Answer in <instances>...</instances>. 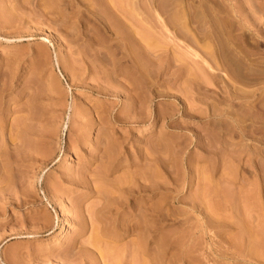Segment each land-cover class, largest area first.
Here are the masks:
<instances>
[{
	"label": "rangeland",
	"instance_id": "1",
	"mask_svg": "<svg viewBox=\"0 0 264 264\" xmlns=\"http://www.w3.org/2000/svg\"><path fill=\"white\" fill-rule=\"evenodd\" d=\"M87 1L0 0V264H140L147 259L154 260L149 264H162V260L168 264L175 250L162 249L157 244L167 229L170 233L189 235V240L187 236L182 239L184 246L203 245L200 254L203 264H206L204 254L213 260L212 255H216L219 264H252L245 256L249 251L241 238L240 227L241 223L252 224L255 227L251 226V230L257 231L259 226L260 234L264 233V129L253 132L257 123L245 114L257 100L255 96L243 97L241 102L236 100L239 105L233 109L240 108L238 112L242 114L232 124L225 121L224 126L231 130L217 134L218 138L212 130L214 122L203 114L211 112L210 107H228L216 100L223 84L213 81L205 84L209 88L206 92L193 88L194 93L190 94L185 89L190 90L186 87L191 75L188 71L176 77L171 75L174 65L156 69L163 57L172 56L175 44L166 41L171 36V26L159 31L162 23L174 13L171 17H175L177 24L188 21L193 26V14L200 1L106 0L109 7L114 6L112 9L115 5L120 7L118 13L125 10V15L121 13L126 17L124 20L121 16L123 23L168 44L167 48L172 47L166 52L159 47L151 50L155 55H150L152 73L147 81L141 77L134 79L128 58H123L116 48L115 27L95 17L94 3L91 6ZM251 3V0H234L233 5L253 12ZM257 14L249 15L252 22H248V28L262 33L263 22L255 20L263 16V21L264 14ZM202 15L207 21V12ZM177 36V41H184V36ZM259 48L262 49L259 53L264 54V43ZM177 51L183 57L184 50ZM151 56L153 59L155 56V61ZM193 58L202 60L197 54ZM190 66L194 70L197 65ZM262 84L258 86L263 87ZM247 87L250 90L249 87L256 85L244 89ZM174 93L180 95L178 104L170 97ZM192 104L197 110L190 109L194 107ZM17 144L22 146L18 148ZM163 146L168 148L166 156L171 154L175 167L173 162L165 167L168 162L161 165L155 161L159 156L167 160ZM111 158H117L119 163L113 169L109 167ZM213 162H216L215 170L211 169ZM157 165L162 170L154 181L153 191L138 189L127 201L121 199V205L110 199L114 198L112 192L118 191V186L112 184L114 180L123 181L127 175L126 179H130L132 169L141 171L144 166L156 170ZM169 168L176 175L172 176ZM99 171L105 172L104 183L102 179L101 183L98 181ZM108 185L116 189L111 192ZM212 188L215 190L209 193ZM98 191L102 194L106 191L105 197ZM101 206L103 210L98 212ZM147 209L153 212L154 233L158 235L149 243L152 252L142 254L144 259L137 256V263L131 257L132 242L137 236L120 234L134 225ZM162 216L167 218L163 224ZM154 248L162 250L160 256Z\"/></svg>",
	"mask_w": 264,
	"mask_h": 264
},
{
	"label": "bare ground",
	"instance_id": "2",
	"mask_svg": "<svg viewBox=\"0 0 264 264\" xmlns=\"http://www.w3.org/2000/svg\"><path fill=\"white\" fill-rule=\"evenodd\" d=\"M87 1V0H86ZM109 1V0H107ZM106 0H89L90 4L91 2L94 3L93 4V9L91 7V9L93 10V13H95V17H98L100 20L102 21H106L108 24H110L109 26L111 28L115 27V30L113 28V31H115V34L117 35V39H118V46L116 47L117 49L120 50V52H122V57L127 59L128 58V62L130 65V69H131V73L134 76L135 80H138L140 77L143 78L142 80H148L150 79V74L152 73V71H150L149 69H151L149 67V64L151 63L150 60V55H155L154 52L152 53L151 50L153 49H157L159 48H164V52L171 50V48H167L168 44L165 46L159 39L156 40L155 38H153V36L149 37V35H147L145 32H138L136 29H133V25L132 27L130 26V24L128 25L127 23H123L121 20V13L123 12L125 15V10L121 13H118L119 11H121L119 8L116 7L117 9H112L114 6H110L107 4ZM200 1V6L198 7V9H196L194 11V25L192 26L190 23L192 22H188L186 18H184L183 16L179 17V18H184L186 19L187 22L183 21L181 23L180 19L178 21H180V26L175 22V17H171L174 15H169V20L165 21L164 23H162V26H158L160 27V30L162 32V29L164 30V28L167 26H171L174 29H172L171 27L169 28V30H171V36L169 35V37L167 38L168 43L170 44V42H173L175 44H173L172 46H174V48L171 50L172 52V56L169 55L163 57L162 61H161V65H155L156 69H159L162 65H165L167 68L172 67L173 65L176 67L174 72H172L171 75H175L176 77H180L181 74H183V72L185 73V71H188L189 74V78H188V85L186 87H190V90L188 88H185L186 91H190L189 93L191 94V92H193L192 90L198 91V92H206L209 88L205 85V84H211V82L213 81H218L219 83L223 84V91L221 94H218L219 97H217V101L218 103L225 104L228 107H221L219 108L218 106L210 107L212 108L211 112H204L203 115L208 116V120H210L211 122H214L215 126L212 129L213 133H215V136L221 135V133H228L230 132V128H227L226 126H224V122L228 121V122H232V120H236L237 118L240 117V115L242 114L241 112H238L240 108H238L237 110H234L233 106H236L238 103V101H240L241 98L243 97H248V96H255V101L257 100V102L252 105V107L250 108V110H246L245 114H247L246 116H248V118L250 117V119H252V121L256 124V127L254 129L253 132H257V130H263L264 129V125H263V121H264V86L260 87L258 86L260 83L262 85H264V54H260L259 53V46L263 45V40L264 39V31L262 30L260 32H257V30H255L256 33H254L253 31L249 30V23L248 22H252L251 20L249 21L248 18L249 15L256 13V15H258L257 13L262 12L264 14V0H251V6L254 7V11L253 12H245V9L243 7H235V5H233L234 0H199ZM88 2V1H87ZM224 2L226 3V6L223 5ZM183 3V2H182ZM182 5V4H181ZM92 6V4H91ZM118 6V5H117ZM180 6V5H179ZM178 6V7H179ZM112 7V8H111ZM181 7V6H180ZM256 8V9H255ZM180 10V8H177ZM251 9V8H250ZM116 10V11H114ZM174 10V9H173ZM178 10V12H179ZM183 11V10H180ZM168 12V10H167ZM177 12V13H178ZM186 13V11H184ZM208 14V20L206 21L205 19H203V15L202 14ZM127 13V12H126ZM184 13V14H185ZM247 13V14H246ZM250 13V14H249ZM170 14V13H169ZM179 14H181L179 12ZM182 13V15H184ZM128 15V14H127ZM177 15V14H176ZM186 15V14H185ZM202 15V17H201ZM262 15V14H261ZM260 15V17H261ZM205 16V15H204ZM123 17V16H122ZM177 17V16H176ZM206 17V16H205ZM263 17V16H262ZM259 18L257 17V19L255 21H257L258 23H262L264 24V20L261 21L263 18ZM125 16L122 18L125 20ZM202 18V20H201ZM175 19V20H174ZM207 19V18H206ZM127 20V19H126ZM198 21V23H197ZM255 21H253V23H255ZM125 22V21H124ZM185 22V23H184ZM128 23H130L128 21ZM195 23L197 24L195 26ZM256 23V24H258ZM105 24V23H104ZM113 24V25H112ZM255 25V24H254ZM251 26V23H250ZM254 27V26H251ZM256 27V26H255ZM110 28V29H111ZM257 28V27H256ZM159 29V28H158ZM194 29V30H193ZM260 30V29H259ZM194 31V33H193ZM159 32V33H161ZM263 34V35H262ZM177 35L182 36L181 38H183L184 36V41L183 44H181L182 42L180 40L177 41L178 37ZM170 38V39H169ZM175 38L176 41L175 42ZM186 38V39H185ZM180 39V38H179ZM182 40V39H181ZM187 40V41H186ZM180 41V42H179ZM186 41V42H185ZM179 42V43H178ZM187 42H190L187 43ZM176 45V47H175ZM194 46V47H193ZM182 47H186V50L183 49ZM158 48V49H159ZM182 48V49H181ZM198 48V49H197ZM181 49V50H180ZM200 49V51H199ZM182 51V53L184 54L183 57L186 56V54L188 55L185 58H190L191 61H187V59L185 60V58L182 57V55L178 54V51ZM262 50V49H260ZM264 50V49H263ZM158 52V51H157ZM262 52V51H261ZM159 53V52H158ZM157 53V54H158ZM186 53V54H185ZM156 54V55H157ZM194 54H197L201 57V61H197L194 60L193 56ZM159 56H156V58ZM168 57V58H167ZM121 58V57H120ZM152 58V56H151ZM122 59V58H121ZM153 59V58H152ZM155 59V56H154ZM153 59V60H154ZM160 59L158 58L157 61H159ZM261 60V61H260ZM126 61V60H125ZM155 61V60H154ZM158 63V62H157ZM190 65H197L194 70ZM155 67H153L155 69ZM159 67V68H158ZM155 69V70H156ZM188 72H187V76H188ZM191 72V73H190ZM136 73L139 74L136 75ZM155 74V72H153ZM158 73V72H157ZM135 74V75H134ZM158 75V74H157ZM170 75V76H171ZM186 77V76H185ZM175 78V77H174ZM177 79V78H175ZM245 84V86H254L256 85V87H249L250 90L248 89V87L246 89H244V85L241 86H236L235 84ZM235 83V84H233ZM136 84V83H135ZM237 84V85H238ZM186 85V84H185ZM233 85H235L233 87ZM221 87V88H222ZM184 88V87H183ZM195 88V89H193ZM179 91V90H178ZM184 91V90H183ZM187 91V92H188ZM183 93V92H182ZM194 93V92H193ZM213 93V92H212ZM187 94V93H186ZM136 95V94H135ZM199 95V94H198ZM211 95V94H209ZM214 95V94H212ZM168 96V95H167ZM170 96V95H169ZM168 96V97H169ZM186 95H183V97ZM189 96V95H188ZM215 96L213 98H215ZM173 98L172 101H174L175 103H177L176 101L179 100L180 95L179 94H171V96ZM187 97V96H186ZM211 97V96H210ZM207 98V97H206ZM252 98V97H251ZM181 99V98H180ZM237 100V102H236ZM244 100V99H243ZM207 101V99L205 100ZM214 101V100H212ZM242 101V100H241ZM240 101V102H241ZM249 101V100H248ZM247 101V102H248ZM253 101V100H252ZM173 102V103H174ZM209 102V100L207 101ZM224 102V103H223ZM191 103V102H190ZM216 103V102H215ZM178 104V103H177ZM185 104V103H184ZM176 105V104H175ZM193 105V104H192ZM195 105V104H194ZM193 105V106H194ZM213 105V104H212ZM210 105V106H212ZM216 105V104H215ZM224 105V106H225ZM239 105V104H238ZM220 106V105H219ZM184 107V106H183ZM141 108V107H140ZM149 108V107H148ZM195 106L193 108V110H197L194 109ZM145 110V109H144ZM147 110V108H146ZM161 110V109H159ZM163 110V109H162ZM192 110V111H193ZM244 110V109H242ZM166 111V110H164ZM171 111V110H170ZM160 112H158L159 115ZM192 116H195V113L190 112ZM241 113V114H240ZM162 114V113H161ZM165 115V114H164ZM196 115L197 111H196ZM201 115V114H200ZM199 116V115H198ZM249 119V120H250ZM4 119L3 121H1L2 123H4ZM232 124V123H231ZM259 124V125H258ZM3 125V124H2ZM226 125V124H225ZM240 126V125H239ZM234 127V126H233ZM252 127V125H251ZM254 127V126H253ZM242 128V129H241ZM239 127V129L244 130L243 127ZM207 130V129H206ZM3 131V130H2ZM252 131V129H251ZM258 131V132H259ZM264 131V130H263ZM242 133V131H241ZM245 133V132H244ZM249 133V132H248ZM226 136V135H225ZM219 138V136H217ZM221 137V136H220ZM209 138V137H208ZM16 141V140H14ZM166 141V140H165ZM209 141V140H208ZM159 142V141H158ZM157 142V143H158ZM207 142V141H206ZM160 143V142H159ZM162 143V142H161ZM160 143V144H161ZM210 143V142H209ZM216 143V142H215ZM4 144V143H3ZM160 144H158V146L160 147ZM173 144V143H172ZM211 144V143H210ZM154 145V144H153ZM163 145V144H162ZM166 145V144H165ZM22 145L17 144V147L20 148ZM157 146V145H155ZM157 146V147H158ZM211 146V145H210ZM228 146V145H227ZM164 147V146H163ZM1 148V147H0ZM156 148V147H155ZM219 148V147H218ZM165 150H163V148L161 150H163V152L165 153V156L167 155V147H164ZM212 149V148H211ZM161 150H158L159 152ZM219 150V149H218ZM158 151L156 153H158ZM116 152V151H115ZM150 153H152L151 151H149ZM161 151L160 154H163ZM208 152V151H207ZM155 153V154H156ZM230 153V152H229ZM228 154V153H227ZM226 154V155H227ZM110 155V154H109ZM171 155V154H170ZM168 155L169 157H167V160H164V156L162 158H159L155 161L159 164H165L167 165V162L169 165L165 166L168 167L170 166L169 162H173V158H171V156ZM182 156V155H181ZM112 157V156H110ZM153 158V156H150ZM155 157V156H154ZM178 158V156H177ZM106 159V158H105ZM108 159V158H107ZM117 159V158H116ZM115 158H111L110 159V166L112 169L117 167V163ZM220 159V158H219ZM225 159V157H224ZM151 161V160H150ZM229 160L225 161L228 162ZM149 162V160H148ZM148 162L146 164H148ZM133 163V162H132ZM175 162L172 163V166L175 167L174 165ZM224 163V164H225ZM106 164V163H105ZM119 164V163H118ZM145 165V164H144ZM149 165V164H148ZM161 165H157V169L156 170H150V168H143L141 169V171H139V169L137 171H133L132 169V173L129 171V173H131V181L129 178V180L125 178H123L124 180H114V183H112L113 185H116V187L118 186V188H114L118 191L114 192L113 190V185L109 186L111 187V192L114 198H110L112 200H114L115 202H118L120 204V200L122 199V201H127V198H132L131 196L133 194H131L134 191H137L138 189L140 190H144L150 193V191H153V189L155 188L154 181H156V178H159L161 176ZM231 165V163H230ZM136 166V165H135ZM106 167V166H105ZM146 167V166H145ZM180 167V164H179ZM199 167V166H198ZM205 167V166H204ZM222 167V166H221ZM225 167V166H224ZM137 168V167H136ZM208 168V166H207ZM230 168V166H229ZM105 169V168H104ZM153 169V168H152ZM170 169V168H169ZM172 169V168H171ZM171 169L169 171H171ZM180 169V168H179ZM210 169V168H209ZM211 169L215 170L216 169V162H213L211 164ZM223 169V168H222ZM262 169V168H261ZM111 170V169H110ZM135 170V169H134ZM182 170V169H181ZM201 170V169H200ZM224 170V169H223ZM108 171V170H107ZM105 170V172H107ZM168 171V172H169ZM198 171V170H197ZM208 171V170H207ZM206 171V172H207ZM100 172V171H99ZM105 172L101 173L100 172V179H96L98 181H100L101 179L105 180ZM177 172L176 170L173 171V173ZM172 175V171L170 172ZM169 173V174H170ZM217 173V172H216ZM226 173V171H225ZM261 173V172H260ZM128 174V173H127ZM204 174V173H203ZM210 174V173H209ZM224 174V173H223ZM176 175V173L174 174ZM172 175V176H174ZM207 175V174H206ZM129 176V177H130ZM136 176H138L139 180H137ZM228 176V175H227ZM232 176V175H231ZM209 177V176H207ZM98 178V176H97ZM178 178V176H177ZM177 178L175 177L174 179L177 181ZM181 178V177H180ZM210 178V177H209ZM233 178V177H232ZM126 179V180H125ZM173 179V181H175ZM182 179V178H181ZM200 179V178H199ZM230 179V177L228 178ZM103 180V183H104ZM203 180V179H202ZM201 180V181H202ZM205 180V179H204ZM95 181V180H94ZM97 181V183H98ZM130 181V182H129ZM175 181V182H176ZM180 181V180H178ZM231 181V179L229 180ZM102 181H100L101 183ZM126 182V183H124ZM129 182V183H128ZM208 182V181H207ZM109 183V184H111ZM201 183V182H200ZM211 183V182H210ZM231 183V182H230ZM93 184V183H92ZM108 184V183H105ZM171 184V183H170ZM177 184H179V182H177ZM208 184V183H207ZM233 184V183H232ZM165 185V184H164ZM211 185V184H210ZM98 186V185H97ZM167 186V185H166ZM179 186V185H178ZM96 187V186H95ZM103 187V186H102ZM105 188H107L106 186H104ZM207 187V186H206ZM219 187V186H218ZM97 188V187H96ZM210 188V187H208ZM214 188H217L214 186ZM229 188V187H228ZM227 188V189H228ZM99 189V187L97 188V190ZM113 189V190H112ZM203 189V188H202ZM206 189V188H205ZM205 189H203L205 191ZM220 189V188H218ZM231 190V188H229ZM100 190V189H99ZM103 190V189H102ZM101 190V191H102ZM110 190V189H108ZM209 193L212 192L215 189H209ZM223 190V189H221ZM225 190V189H224ZM223 192L227 193L229 192V190H225ZM233 190V189H232ZM227 191V192H226ZM100 192V191H98ZM105 192L104 191L102 194L100 192V195L103 197H105ZM199 192V191H198ZM200 193L202 194V191H200ZM208 193V190L205 192ZM214 193V192H213ZM212 193V194H213ZM216 193V192H215ZM198 194V193H197ZM211 196H214L212 195ZM218 194V193H217ZM230 194V193H229ZM110 195V196H111ZM208 195V194H207ZM224 195V194H223ZM200 196V195H199ZM216 196V195H215ZM226 196V195H225ZM228 196V195H227ZM231 196V195H230ZM229 196V197H230ZM108 196H106L107 198ZM112 197V196H111ZM125 197V198H124ZM201 197V196H200ZM204 197V196H202ZM206 197V196H205ZM210 197V195H209ZM228 197V198H229ZM123 198L125 200H123ZM196 198V195H195ZM222 198V197H221ZM211 199V198H209ZM216 199V198H215ZM106 200V199H105ZM162 200V199H161ZM202 200V198H201ZM200 200V201H201ZM224 200V199H223ZM198 201V200H197ZM215 201V200H214ZM226 201V200H225ZM103 203V202H102ZM190 203V202H189ZM211 203V201H210ZM215 203V202H214ZM104 204V203H103ZM127 204V203H126ZM198 204V203H197ZM218 204V203H217ZM101 205V204H100ZM99 205V206H100ZM121 205V204H120ZM147 205V204H146ZM209 205V204H208ZM207 205V207H208ZM212 205V204H211ZM113 206V205H112ZM116 206V205H115ZM215 206V205H214ZM97 207V206H96ZM150 207V205H149ZM174 207V206H173ZM221 207V206H219ZM118 208V207H116ZM172 207H170L171 209ZM175 208V207H174ZM203 208V207H202ZM209 208V207H208ZM98 212H102L103 210V206L98 208ZM152 210V208H150ZM221 209V208H220ZM219 209V210H220ZM113 210V209H112ZM151 210L147 209L146 213L143 212L144 214L141 217H138L140 219H138V221L134 224L131 225V227L129 226V228H126L124 231H122V233L120 235H128L129 233H133L134 237L137 236L135 239V241H133V248H132V259H135V261H137L136 259L139 258L140 256L143 257L142 254H150V252H152L149 248V243L152 242V239H155L154 237H157L158 234L154 233L156 228L154 226V222H153V215L151 212ZM173 210V209H172ZM177 210V209H176ZM141 211V210H140ZM211 211V210H210ZM168 212H170V210H168ZM173 212V211H172ZM170 212V213H172ZM177 212V211H176ZM185 212V211H184ZM214 212V211H213ZM155 213V212H154ZM160 213V212H159ZM162 213V212H161ZM167 213V212H166ZM165 213V214H166ZM210 213V212H209ZM212 213V211H211ZM142 214V211H141ZM92 215V212H91ZM94 215V213H93ZM100 215V213L98 214ZM137 215V214H136ZM157 215V214H156ZM169 215V214H168ZM140 216V214L138 215ZM161 216V214L159 215ZM166 216V215H164ZM162 216V217H164ZM174 216V215H173ZM178 216V215H177ZM217 216V214H216ZM241 216V215H239ZM244 216V215H242ZM137 218V216H135ZM162 217H158V218H162ZM168 217V216H166ZM249 217V216H248ZM260 217V216H258ZM156 218V217H155ZM157 218V219H158ZM218 218V217H216ZM230 218V217H229ZM234 218V217H231ZM247 218V217H245ZM92 219H94V217H92ZM163 220L160 219V221H163L161 224L164 223V221L167 218H162ZM253 218H251V221L253 223ZM257 219V218H256ZM135 220V219H134ZM156 220V219H155ZM255 220V219H254ZM159 221V219H158ZM248 221V220H247ZM257 221V220H256ZM254 221V222H256ZM261 221V220H260ZM177 222V221H175ZM229 222V221H228ZM250 222V220H249ZM169 223V222H168ZM245 223V222H244ZM247 223V222H246ZM185 224V223H184ZM248 224V223H247ZM251 224V223H249ZM258 225L259 222L257 223ZM256 224V225H257ZM95 226V225H94ZM249 226V228H248ZM245 226L243 223H241V233L243 237V242L245 243V245L247 244L246 250H248L247 252L249 254H246L245 256H247L249 258V260L252 262V264H264V233L263 235L260 234L261 233V228H260V232L259 230V226H256L257 231H253L256 229L251 230V226H253L251 224ZM264 226V225H263ZM66 227V226H65ZM98 227V226H97ZM255 227V226H253ZM252 227V228H253ZM69 228V227H68ZM125 228V227H124ZM164 228V227H163ZM167 228V227H166ZM192 228V227H191ZM66 229V228H65ZM96 229V227H95ZM99 229V228H98ZM97 229V231H98ZM171 229V228H170ZM63 230V229H62ZM68 230V229H67ZM177 230V229H176ZM224 230V229H223ZM240 230V229H239ZM237 230V231H239ZM164 231V230H162ZM174 231V230H173ZM165 232V231H164ZM187 232V230H186ZM65 233V232H64ZM98 233V232H97ZM135 233L137 235H135ZM190 233V232H188ZM130 234V235H131ZM187 234V233H186ZM231 234V233H230ZM238 234V235H240ZM59 235V234H58ZM156 235V236H155ZM237 235V234H236ZM60 236V235H59ZM119 236V235H118ZM132 236V235H131ZM130 236V237H131ZM187 236V235H186ZM186 236L182 233H176L175 232H169L167 229V233H165L162 237H158L159 241L157 244H159V246L162 247V249H174L175 251L172 253V255L170 256V259L168 261V264H184L186 261L188 262V264H203V260H201V255L203 254L202 251V246L199 244H192V247H188L187 245L184 246L183 244V238H186ZM229 236V235H228ZM241 236V235H240ZM100 237V236H99ZM129 237V236H127ZM189 235L187 236V239L189 240L190 238ZM192 237V235H191ZM198 237V236H196ZM195 237V238H196ZM226 237V236H225ZM234 237V236H233ZM239 237V236H238ZM98 238V236H97ZM193 238V237H192ZM230 238V236H229ZM228 238V240H229ZM232 238V236H231ZM240 238V237H239ZM240 238V239H241ZM95 239V238H94ZM100 239V238H99ZM133 239V237H132ZM157 239V238H156ZM155 239V240H156ZM183 239V240H182ZM234 239V238H233ZM239 239V240H240ZM182 240V243H181ZM200 240L198 239V242ZM97 242V241H96ZM101 242V239H100ZM154 242V241H153ZM185 242V241H184ZM128 243V242H127ZM131 243V241H130ZM130 243L128 245H130ZM201 243V242H200ZM232 243V240H231ZM241 243V242H240ZM152 244V243H151ZM156 244V243H155ZM202 244V243H201ZM238 244V243H237ZM153 245V244H152ZM240 245V244H239ZM242 245V244H241ZM240 245V246H241ZM97 246V245H96ZM126 246V245H125ZM239 246V247H240ZM130 247V246H129ZM154 247V246H153ZM124 247H122L123 250ZM128 248V247H126ZM155 249V248H154ZM158 248L159 251V256L161 255L162 250ZM242 249V248H240ZM116 250V249H115ZM100 251V250H99ZM121 251V250H120ZM119 251V253H120ZM125 251V249H124ZM131 251V249H130ZM150 251V252H149ZM157 251V249H155V252ZM158 251L156 253H158ZM241 251V250H240ZM239 251V252H240ZM220 252V251H219ZM242 252V251H241ZM99 253V252H98ZM224 253V252H223ZM121 254V253H120ZM128 254V253H127ZM131 254V253H129ZM164 254V253H163ZM166 254V252H165ZM170 254V253H169ZM201 254V255H200ZM213 254V253H212ZM230 254V253H229ZM116 255V254H115ZM118 255V254H117ZM158 255V254H155ZM123 256V255H121ZM118 256V257H121ZM125 256V255H124ZM123 256V258H124ZM136 256V258H135ZM139 256V257H137ZM165 256V255H164ZM200 256V257H199ZM205 262L206 264H217L218 263V258L216 255H212L215 259L213 260L211 258L210 255H205ZM112 257V256H111ZM117 257V259H118ZM127 257V256H126ZM129 257V255H128ZM130 257V258H131ZM134 257V258H133ZM148 256L145 257V259ZM151 257V256H150ZM157 257V256H156ZM244 257V256H242ZM101 258V255H100ZM113 258V257H112ZM163 258V255H162ZM204 258V257H203ZM235 258V257H234ZM115 259V260H117ZM131 259V260H132ZM144 259V257H143ZM161 259V258H160ZM165 259V258H164ZM168 259V258H167ZM246 259V258H243ZM158 260V259H157ZM162 260V259H161ZM248 260V259H247ZM108 261V260H107ZM110 261V260H109ZM114 261V260H113ZM119 261V260H118ZM142 261V259H141ZM152 263V261L154 260H148L146 262H140V264H149L150 262ZM160 261V260H159ZM221 261V260H219ZM111 262V261H110ZM129 262V261H127ZM133 262V260L131 261ZM133 262V263H134ZM139 261H137L138 263ZM186 262V263H187ZM222 262V261H221ZM227 261H225L226 263ZM249 262V261H248ZM115 263V262H114ZM117 263V262H116ZM229 263V261H228ZM123 264V263H122ZM125 264V263H124ZM139 264V263H138ZM156 264V263H155ZM161 264V263H160ZM162 264H164V261L162 260ZM219 264V263H218ZM221 264V263H220ZM224 264V263H222ZM227 264V263H226ZM249 264V263H248Z\"/></svg>",
	"mask_w": 264,
	"mask_h": 264
}]
</instances>
